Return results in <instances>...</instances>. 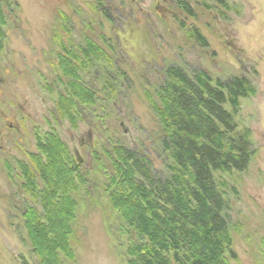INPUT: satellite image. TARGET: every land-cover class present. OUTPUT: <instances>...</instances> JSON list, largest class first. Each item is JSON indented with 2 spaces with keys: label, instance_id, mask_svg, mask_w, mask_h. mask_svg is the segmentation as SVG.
Masks as SVG:
<instances>
[{
  "label": "rangeland",
  "instance_id": "374dc122",
  "mask_svg": "<svg viewBox=\"0 0 264 264\" xmlns=\"http://www.w3.org/2000/svg\"><path fill=\"white\" fill-rule=\"evenodd\" d=\"M5 1L0 2V264H42L22 217L27 206L41 213L40 203L22 185L24 171L37 172L45 159L41 145L49 134L61 140L60 150L66 148L73 163L79 160L86 180L72 193L73 259L59 253L63 264H126L129 228L109 201L108 189L115 188L109 187L110 161L119 148H128L147 154L154 173L164 174L172 163L159 144L162 131L146 95L158 102L155 90L172 65L215 87L235 77L252 86L250 95L238 97L232 114V135L251 143L252 157L243 171L217 169L213 175L227 202L233 240L224 258L228 264H264V0H186L192 16L177 0ZM196 30L204 42L195 38ZM86 39L111 60L93 66L84 61L80 80L95 91L97 103L72 107L62 100L69 91L60 55L75 53L78 59ZM114 74H120L117 90L109 92L105 79Z\"/></svg>",
  "mask_w": 264,
  "mask_h": 264
},
{
  "label": "trees",
  "instance_id": "16d2710c",
  "mask_svg": "<svg viewBox=\"0 0 264 264\" xmlns=\"http://www.w3.org/2000/svg\"><path fill=\"white\" fill-rule=\"evenodd\" d=\"M177 3L192 16L186 0ZM3 15L0 4V22ZM194 36L205 41L197 30ZM79 50L78 59L75 53L71 58L60 55V68L69 75L65 76L69 92L67 96L63 94L62 100L67 99L72 107L97 103L95 91L80 80L78 72L84 61L93 66L100 59L111 60L90 39ZM114 75L105 79L104 88L109 92L117 90L120 74ZM164 79L155 90L157 103L150 101V94L146 95L162 131L159 144L172 163L158 175L152 171L147 154L128 148H119L110 161L113 169L109 187L115 188L108 189L109 201L129 228L126 264H228L224 253L233 241L230 220L224 214L227 202L217 188L213 171H243L252 157L251 143L243 135H232L237 99L250 95L252 86L248 79L235 77L215 87L173 65L166 67ZM74 97L79 101L73 102ZM226 102L231 104L230 111L224 108ZM62 111L76 125L72 113L66 108ZM59 141L55 135L47 136L41 145L44 161L39 162L37 172L24 171L26 182L22 185L40 203L41 213L27 206L22 217L33 243L32 251L40 256L42 264H63L59 253L73 259L69 236L77 203L72 193L85 180L78 161L74 159L73 163L65 153L63 141L65 151L60 150ZM47 184H51V190Z\"/></svg>",
  "mask_w": 264,
  "mask_h": 264
},
{
  "label": "bare ground",
  "instance_id": "6f19581e",
  "mask_svg": "<svg viewBox=\"0 0 264 264\" xmlns=\"http://www.w3.org/2000/svg\"><path fill=\"white\" fill-rule=\"evenodd\" d=\"M221 184V183H220ZM220 190H222V189H220ZM226 191V190H225ZM226 193V192H225ZM227 199V198H226ZM228 203H229V201H228ZM227 211V210H226ZM232 214V213H231ZM228 215V214H227Z\"/></svg>",
  "mask_w": 264,
  "mask_h": 264
},
{
  "label": "flooded vegetation",
  "instance_id": "af4514ba",
  "mask_svg": "<svg viewBox=\"0 0 264 264\" xmlns=\"http://www.w3.org/2000/svg\"><path fill=\"white\" fill-rule=\"evenodd\" d=\"M122 126H123V122H121Z\"/></svg>",
  "mask_w": 264,
  "mask_h": 264
},
{
  "label": "water",
  "instance_id": "95a60500",
  "mask_svg": "<svg viewBox=\"0 0 264 264\" xmlns=\"http://www.w3.org/2000/svg\"><path fill=\"white\" fill-rule=\"evenodd\" d=\"M77 158V157H76Z\"/></svg>",
  "mask_w": 264,
  "mask_h": 264
}]
</instances>
